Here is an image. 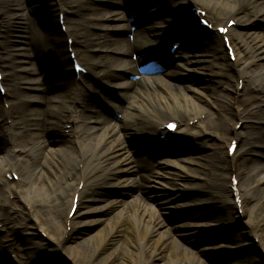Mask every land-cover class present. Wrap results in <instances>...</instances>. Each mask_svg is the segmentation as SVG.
<instances>
[{"label":"bare ground","instance_id":"obj_1","mask_svg":"<svg viewBox=\"0 0 264 264\" xmlns=\"http://www.w3.org/2000/svg\"><path fill=\"white\" fill-rule=\"evenodd\" d=\"M123 1L127 0H0V69L8 88L3 96L0 95V224L1 228H6L5 233L0 232V264H17L8 255L15 250L13 241L19 236L21 251L25 255L24 264H65V260L68 264H75L71 257L63 253L62 242L70 239L71 233L80 224L98 225L107 210L115 208V217L120 218V225L128 234L136 264L142 263L144 249L149 247L151 254L162 251L168 264H191L194 260L203 264L202 257H207L205 251L198 248L194 252L181 245L167 230V223L172 221L169 218L174 211L177 217L174 229L195 239L201 235V225L206 217L192 207L193 203L181 201L182 192L174 193L159 184H166L163 180L169 181L166 176L174 178L181 174L184 178L195 179L194 189L186 183L174 185V188L181 185L193 191L203 188L205 181L212 183L210 188L221 193L213 201L229 205L227 212L222 211V225L228 224L225 221L227 217H230L229 222H241L234 200L236 196L242 199L244 195L246 201L250 186L264 185V166L261 167V174L249 178L244 187L237 185L234 189L230 180L232 170H236L252 149L254 153L263 155L258 150L262 146L256 140L244 138L248 130H236L235 125L240 122L250 125L255 121L256 130L264 138V35L254 30L256 24L264 21V0H162L164 3L161 6H155L153 0H134L143 2L147 10L138 14L137 19L130 17V20ZM106 2L113 7L108 3L106 8ZM13 7L19 12L17 18H20L18 45H10L11 36L6 35L11 24L8 13ZM192 7L205 12L212 32L197 25L201 16H194L190 10ZM3 8L5 13L1 10ZM161 8L164 12L161 28L151 24L141 27V20L158 15ZM87 10L97 11L96 15L86 17L84 13ZM58 13L64 14L67 20L66 34L54 28L53 21H57ZM29 14H34L39 28L34 30L31 27ZM224 17L236 18L234 26L227 32L228 43L235 54L234 63L229 59L222 36L214 32ZM95 29L102 31L98 40L100 37L109 39L106 47L99 42L95 44ZM183 29L189 31L191 38L185 40L183 35L175 34ZM121 32L125 36L119 38ZM159 34L163 37L156 40ZM67 36L75 39L72 48L78 51L82 66L87 67L97 79L106 80L107 87L124 101L126 107L118 114L120 117L116 125L106 126L105 118L96 110L90 96L80 94L83 75H79L77 83L67 51ZM171 37L183 41L182 48L189 52L193 43H201L200 50L191 53L187 59L176 53L175 61L170 59L169 53L160 56L158 51L163 47H159L160 43ZM94 52H102L104 57H95ZM29 54L34 57H29ZM112 56H119L120 59L112 62ZM30 58L35 66L32 71L27 68ZM110 63L116 64L114 72L102 71L103 67L108 70ZM252 65L256 67L249 70ZM52 68L57 78L69 82L71 94H67L59 83L44 85L41 82V78L50 76ZM29 74L33 76L31 84L25 81ZM192 74L201 76L204 83L209 76H213V81H217L213 87L214 94L207 95L203 89L188 84ZM121 80L126 82L122 84ZM239 81L252 92V99L257 98L254 104L260 112L257 117L241 108V94L237 92ZM183 82L188 85H183ZM173 87H181L183 93L171 98L169 91ZM29 97L33 107L31 114L27 115L25 105ZM66 103L74 109L65 108ZM209 109L213 110V114L218 112L226 117L229 123L235 122L232 125H209L207 120L212 117V110ZM203 114L204 118L201 117ZM167 118L176 119L178 126L173 134L168 135L169 145H163L157 136L163 134L159 127L165 124ZM194 119L196 123L190 126ZM64 122L70 125L68 135L64 134ZM208 134L227 142L236 139L241 146L237 153L228 157L221 151L185 145V141L199 140ZM26 138L30 142L25 141ZM137 139L141 142L143 139L141 145L146 148L145 155L148 157L145 160L150 161L141 180L147 193L145 199L136 195L124 207L116 200L101 199L92 192V188L100 181L104 165L113 162L115 156H121L117 163L128 167V156L121 151ZM174 146H180L178 149L184 150V153L166 157V151ZM204 159L207 160L203 162L207 167L200 169L201 173L196 175L195 166ZM16 170L21 176L19 182L9 181L10 172ZM120 171L118 169L117 173ZM238 173L239 176L244 175L241 168ZM80 183L82 186L79 189ZM120 186L125 189L129 184L123 182ZM188 191L186 195H190ZM9 195H12L13 201L8 200ZM74 196L87 209L75 211L69 217ZM249 198L253 199L252 196ZM14 202L19 205L15 206ZM64 211L66 214H63ZM242 214L244 217V211ZM19 221L24 223H17ZM210 223L206 222V225L211 226ZM249 224L251 227L242 228L240 233L234 224H229L235 234L230 239L227 237L224 241L211 244L209 250L234 251L245 242L264 252L263 241L256 232L257 225L251 221ZM21 225L25 239L15 229ZM42 226L47 227L52 236L50 242L54 241L56 256L41 252V247L31 241ZM94 253H80L85 258L80 264L90 262ZM254 263L253 259H235L230 264Z\"/></svg>","mask_w":264,"mask_h":264},{"label":"rangeland","instance_id":"obj_2","mask_svg":"<svg viewBox=\"0 0 264 264\" xmlns=\"http://www.w3.org/2000/svg\"><path fill=\"white\" fill-rule=\"evenodd\" d=\"M123 2H125L124 9L126 10V15L128 16L129 20H130V17H136L137 19L138 14H141L143 11L147 10V9L145 10L144 8L145 5L143 2L138 3L132 0H127ZM108 3L109 2H106V6H105L106 8L109 7L107 6ZM126 3L128 4V6ZM153 3L155 6L156 5L161 6V4L164 3V1L153 0ZM153 3H151V5H153ZM109 4L111 5V3ZM1 10L5 13L4 8ZM109 10H114V9L110 8ZM96 12L97 11L94 12V11L87 10L85 11L84 14L86 15V17L93 18L94 15H96ZM17 14H19V12L16 10L15 7L11 8L8 13L11 24L9 25V28H7L6 30L7 31L6 35L10 34L11 36L10 38L11 44L9 43L10 45H18L20 42L21 29L18 26L20 22V18H17L18 17L16 16ZM162 15H164V12L162 11V8H161L158 10V15H154V16L150 15V17L147 18L146 20H141L142 21L141 27H143V25L146 26V25L151 24L153 26H157L161 28L162 27V24H161ZM29 16L32 19L31 27L34 30L39 28V23L35 20L34 14H29ZM227 18H232L234 22L236 19L235 17H224L223 20L219 24L224 25ZM53 24H54V28L58 32L59 30H58V26L56 25V22L53 21ZM254 30L258 32L259 34L264 35V21L263 22L260 21L258 25L256 24ZM185 32H186V29H183V30H180V32H177L175 34H178L179 36L183 35V37H186L187 39L188 36L185 34ZM101 34H102V31L97 30V29L93 30L95 44L96 42L97 43L99 42L100 43L99 45L106 47L107 43H110L109 39H103L100 37V40H98V37ZM123 36H125V34L121 32V34L118 37L120 38ZM126 36H128V33L126 34ZM158 36L159 38H157L156 40H159L163 37V35L161 34H159ZM227 36L229 37V33L227 34ZM168 40L170 39H163L160 45L165 44ZM200 44L195 42L191 46L192 47V50H190L191 52H189L188 50L180 49L179 53L184 59H187L191 56V53L198 52L200 50L199 49V47H201ZM78 54L79 53L77 51L76 53L77 58L79 61H81V58ZM82 55H85V53ZM103 55L104 53L102 52H94L95 57L99 58V57H102ZM32 56L33 55H30L29 57H32ZM112 59H113L112 62H114L115 60H118L120 58L119 56H112ZM115 65H116L115 63H112V64L110 63L109 69L105 70V68L103 67L102 71L113 73L114 72L113 70H115V67H114ZM210 65L212 68L213 65L212 64ZM249 67H250L249 70H252L254 69V67H256V65L255 66L252 65ZM27 68L30 69L31 71L35 68L31 58L27 61ZM211 68L209 69L211 70ZM204 69L207 70L206 68ZM53 70L54 68H52L51 71H49L50 76L48 75L45 79L44 77L41 78V82H43L44 85H51V84L55 85L59 83L63 87V90L67 92V94H71L69 82L61 80L62 78L61 79L57 78L55 76L56 72L55 71L53 72ZM138 71L139 70L137 67V72ZM30 75L31 74H29V76L27 75V78H25L26 79L25 81L31 84L32 83L31 78H33V76H30ZM201 78H202L201 76L192 74L191 78H189L187 82L188 84H191L196 88L203 89L207 95L212 96L215 92L213 87L217 84V81L214 82L213 76H209L206 79L207 83H204V81L201 80ZM125 82L126 80L120 81V83L122 84H124ZM188 84L186 82H183V85L185 86H187ZM83 85L84 87L82 88L81 86L79 90L80 94L82 96L84 95L90 96V99L95 104L94 107L96 108V110L99 112V114L103 118H105L104 121H105L106 126L114 125V124L116 125L117 119L118 117H120L118 114L121 113L123 109H125L126 107V105L124 104V101L120 99V96H118V94H116L114 90L107 87L106 80L104 79L99 80L94 76V74L92 75L89 72L83 78ZM6 90H8V88H6ZM169 92H171V95H172L170 96L171 98H175L177 97V95L183 93L181 87H178V88L173 87L171 91ZM237 92L241 94V101H240L241 108L249 110L254 117H257V115L260 114V112H258V110L256 109L254 105L257 98L252 99L253 94L247 87H245V84L242 85L238 89ZM56 93H58V91ZM48 94L50 95V93ZM167 95H168V92H167ZM27 100L28 101L25 105L27 109L26 114L30 115L31 114L30 109L33 107L31 104L32 99L31 97H29V99ZM64 106L65 108H68V109L70 108V104L66 103ZM205 109H208V108H205ZM115 110H118L117 111L118 113ZM209 110H212V109H209ZM81 111L82 110L80 109L79 112ZM211 112H212L211 114L212 117L207 120V123L209 125H212L213 123L232 125L233 122H235V121H232L229 123L226 117H224L223 115H220L218 112H215L213 114V110ZM204 116L205 114H203L201 117L204 118ZM214 118L216 119V121H214ZM167 119H172V118H167ZM62 125L63 127L69 126L65 124V122L62 123ZM240 128L242 130H248L246 131L247 133L245 134L244 138L248 140L249 139L256 140L257 144H260L262 146V148L258 150H260V152L263 153V155L254 153L252 149L249 152V154L246 155L241 160L236 170L234 169L232 170L231 173L236 175L238 179V186L244 187L248 183L249 178L252 179L254 177H257L262 172L261 167L264 166V138H263V135H259V131L256 130L255 121L251 122L250 125H247L242 122ZM240 128L238 130H241ZM64 134L65 135L69 134L68 128L67 129L64 128ZM24 140L27 142H30V139L26 138ZM142 142H143V139H142ZM142 142L140 139L133 140L129 143V145H126L125 149L121 151V152H124L128 156L127 159H129V162H130L128 167L124 168L123 163L122 164L117 163V160L121 159V156H115L116 159L115 158L114 159L116 160V163H114L115 160H112L113 162L106 163L104 165L105 171H102L103 174H101L100 176V181L98 180L99 181L98 184L94 188H92V192L94 194L98 195L101 199L104 198L105 200H110V201L116 200L117 202H121L119 205L122 207H124L126 203L133 201L136 195H139L143 197V199H145V196L147 195V193H145L143 190L141 180L142 178L145 177V172L147 170L146 168L148 164H150V161L146 162L145 160L148 157L145 155L146 148L141 145ZM185 142H186L185 145L186 146L188 145L189 148L202 146L206 150H213V151L217 150L218 152L221 151L223 155H225V153H227V144L229 141L227 142L216 135L208 134V135L203 136L199 140H193V141L189 140ZM240 146L241 144L238 141V145L234 151V154L237 153ZM178 148H180V146H174V148H171L170 151H166L165 156L175 157L179 155L180 152L184 153V150L181 151L182 149H178ZM203 162H207V160L204 159L201 164L195 166V169L197 171L196 175H198V173H201L200 169H203V168L206 169L207 165L206 163H203ZM240 168L244 172V175L242 176H239V173H238ZM118 169H121L120 173H117ZM15 173L19 176V179H20L21 176L19 172L16 170ZM177 173L180 174V172L178 171ZM164 175L166 176V173ZM182 176L183 174L179 175L178 177H174V178L170 176H166L167 179H169V181L163 180L164 181L163 183H166L168 185L160 183L159 186H161V188H167V190L172 191L174 193L182 192L180 193L181 196H183L181 201H184V202L189 201L193 203L194 205L192 207H196L195 209L200 211V215L201 216L204 215V217L206 218L203 221L204 223H202L201 225V229H200L202 231L201 235L198 238L193 239L174 229L175 224L177 222V217L175 216L176 214H174V211H171L173 214L171 213V217L169 218V220H172V221H169V223H167V230L170 231L169 233L171 235H175L176 239L179 240V243L181 245L192 249L194 252L197 251L198 248H202L205 251L204 255L207 256V257H202L203 264H230L231 262L235 261V259H238L241 261H244L247 259H253L255 262L254 264H261V263L263 264L264 263V252L258 250L254 245H250L249 243H245V242L241 243L240 246H238L234 251H229L226 249L209 250V248L211 244L218 242V241H224L227 237H228L227 239H230L232 235L235 234V232H233V230L229 228L230 225L234 224V226L237 227L238 233H240L242 228L251 227L249 224V221L257 225L256 232L258 235H260V238L264 244V220H263L264 219V198H263L264 185L250 186L249 187L250 191L248 192L246 201L243 195L242 199H243V206H244L243 209H244L245 216L243 219H241L240 223L236 222L235 220L232 222H229L230 217H227L225 218V221H227L228 224L222 225L223 224L222 221L224 220V218L222 217V211L227 212L229 210V205L226 203L213 201V198H218L221 193L216 191L215 189L213 190V188H210V185H212V183H208L206 181L204 182L205 186L199 190L197 189L193 191H188L190 189H188L187 187L181 186V185L174 188V185L181 184V183H186L189 185V187L191 186L192 188L194 187L193 185L196 182L195 179H192L190 177L184 178ZM139 178H141L140 181H138ZM123 182L128 183L129 187L125 189L121 188L120 183H123ZM186 191H188L190 195H186ZM86 195H89V192L88 193L86 192ZM251 196L253 197V199L250 200L249 197ZM8 199L12 201L11 200L12 196L9 195ZM83 201L84 200H82V202ZM14 203H15V206L19 205V203L17 202H14ZM252 203L254 204V206ZM77 206L78 207L76 211L78 212L82 211L83 208H84L83 210L87 209L86 206L84 207L81 204H78ZM67 208H66V211H67ZM5 209L7 210L6 206H5ZM66 211H64L63 214H66ZM115 213H116V208L112 210H107V212L104 215L103 220L98 225L80 224L81 226L71 233L70 239H67L64 242H62L61 248H63V253L71 257V260H73L75 264H80V262H83L82 259H85L84 256L80 253H85L86 255H89V254H93L94 252L96 253H94L93 259L87 264H136V261H134L133 251L131 247L132 245L129 241L128 234L125 228L120 225V218L115 217ZM189 214L190 213H188V215ZM78 221L79 219H77V222ZM210 221L213 223H210ZM206 222H209L211 226H207ZM17 223L22 224L24 222L19 221ZM17 227L18 228H15V229H18L16 232L23 234V231H22L23 226L21 225ZM210 227H212L213 229H211ZM2 229L3 228H0V232L3 234ZM210 230H212V233H210L211 232ZM22 236H25V235L23 234ZM20 237L21 236L15 238V246H14L15 250H13V254H10L9 258L14 263L24 264L25 255H23V252L21 251L22 247H20V243L22 242L19 240ZM51 237L52 236L49 233V230L47 229V227L42 226L38 229L37 234L31 238V241L34 242L35 244H38L41 247V252L53 254L54 256H56L57 255L56 246L54 244V241L50 242ZM23 238L25 239L26 236ZM64 238L66 239V237ZM17 241L18 243H16ZM128 246L129 248H127ZM41 252L40 253L38 252V255H42ZM149 252H150V247L148 249H144V254H143L144 258L141 264H168L165 254L162 251L157 250L156 251L157 253L155 254H151ZM191 264H198V260L192 261Z\"/></svg>","mask_w":264,"mask_h":264}]
</instances>
